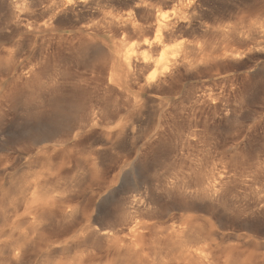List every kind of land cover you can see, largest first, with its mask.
Instances as JSON below:
<instances>
[{
    "label": "bare ground",
    "instance_id": "6f19581e",
    "mask_svg": "<svg viewBox=\"0 0 264 264\" xmlns=\"http://www.w3.org/2000/svg\"><path fill=\"white\" fill-rule=\"evenodd\" d=\"M118 5H125L128 11L106 15L105 9ZM0 15L3 18V21L0 19V42L21 36V50L24 48L28 54L19 63L17 50L0 48V60L6 58L12 63L11 71L5 74L11 75L23 90L20 91L24 96L25 123L32 124L27 134L30 141L43 145L44 156L51 154L54 146H66L62 150L63 162L71 158L69 144L74 131H84L88 136L96 133L101 141L102 149L95 152L96 159L99 158L96 164L101 170L97 169L96 179H91L96 187L92 192L94 215L82 218L84 224L74 241L76 251L63 264H264V253L239 261L241 249L249 242L247 235L218 232L213 224L208 222V227L202 218L193 214L198 205L206 204L207 208L208 204L213 206L220 202L227 194L228 182L236 184L238 181L245 186L250 183L221 170L213 151H207L210 160L204 164L201 155H189L186 173L181 171L182 174H173L161 182L159 189L168 198L174 196L177 200L164 211L153 207L147 182L149 166L140 161V155L128 163L125 175L120 172L110 182L103 177L101 167L105 165L104 159L115 155L114 151L134 147L138 137L147 138L144 130L103 129L119 120L125 106L133 108L135 118H139L142 111L134 106L143 95H150L152 107L158 106L163 114L162 95L169 87L173 88L182 75L202 72L208 80L230 81L226 73H220L223 68L234 62L239 64L237 61L242 59L246 62L253 52L264 51V0H0ZM108 32L125 33L131 40L129 46L113 42ZM33 45H38V50L32 52ZM67 53H77L83 62L95 64L85 74L74 76L66 69L68 66L65 70V66L62 67V71L56 65ZM231 67L226 71L230 72ZM88 87L100 92L99 100L87 108L75 105L71 100L75 90ZM4 93L0 95V111L7 105V99H12L11 94ZM194 95L188 112L196 125L201 115L198 104L203 96ZM186 103L188 106L189 102ZM157 134L153 133L152 137ZM183 136L184 142L197 144L198 135L194 130ZM39 181H33L30 187L27 185V191H24L26 187L22 189L25 216L21 219L27 223L25 225L34 232L45 219H59L61 223L73 221L79 213L77 204L64 202L66 205L62 206L59 202L57 206L53 197L52 208V198L48 201L44 193L46 184ZM251 185L245 187L249 192L240 210L245 216L264 214V196L260 190L251 189ZM90 210L85 212L92 213ZM13 226L18 227L16 222ZM41 229L44 231V226ZM29 240L3 242L0 252L17 264L25 258ZM84 246L86 248L82 249Z\"/></svg>",
    "mask_w": 264,
    "mask_h": 264
},
{
    "label": "rangeland",
    "instance_id": "374dc122",
    "mask_svg": "<svg viewBox=\"0 0 264 264\" xmlns=\"http://www.w3.org/2000/svg\"><path fill=\"white\" fill-rule=\"evenodd\" d=\"M107 10L105 9L106 15L114 16L118 13H126L128 7L118 5V7ZM0 19L3 21L2 15H0ZM111 34V32L107 33L108 37L112 41L114 40L113 42H123L124 45L129 46L131 40L128 35L124 36L125 33H122L125 37L123 39V36H120V32L119 35L116 34L117 37ZM22 40L21 36H16L10 40L2 41L0 42V48L6 51L17 50L19 63L23 62L28 54L24 48L21 50ZM36 50H38V45H33L32 52ZM259 53L253 52L251 55L249 54L246 62L245 59L237 61L240 62L239 64L231 62L233 65L230 64L232 66L230 72L226 71V69H230L229 64L226 66V69L223 68L225 72L221 69L223 71L219 72L222 75L226 73L230 77V81H217L216 78L208 80L207 75L202 74V72L198 74H191V72L182 75L179 77L180 79L175 80L173 88L169 87L162 95V100L165 102L163 114L160 113L158 106L157 108H155L156 105L154 108L152 107L154 106V104L152 105V96L143 95L134 106V109L142 111L139 118H135L136 116L132 112L133 108L130 109L125 106L120 112L118 121L103 127V129L111 131L121 129L124 131L134 130L135 132L144 130L146 132L147 138L138 137L136 141L134 140L136 143L134 147L127 146L125 150L114 151L116 157L119 159L115 155L111 156V158L107 157V161L104 159L103 164L105 165L101 166L103 169L102 175H104L103 177L106 178L107 182L112 181L114 176L116 177L120 172L121 175H125L128 163L132 162L137 155H140V161L148 163L149 166L147 182H149L148 186L150 185L149 187L151 188L153 207H158L157 210L164 211V208H168L176 200L174 196H170L171 199L168 198L169 196H166L159 189L163 181L166 177L173 174L186 173L189 167L188 157L194 153L201 155L200 158L203 159L202 163L204 164L209 162L210 155L207 151L210 152L211 150V152L213 151L214 158H216L215 162L221 167V170H226L227 173L236 177L235 179L242 178L244 180L245 178L246 181L249 180L253 185L250 183L246 186L241 185L238 181H236V184L234 181H231L233 182L232 184L228 182L229 186L226 185L228 186L226 187L228 191L223 197L225 200L222 198L220 202L213 206L208 204L207 208L206 204L202 206L198 205L196 206L198 208L197 211L193 212L195 216L205 221L206 226L210 223L213 224L214 229L218 232L236 236L245 234L249 237L248 244L241 249L242 257L238 256L240 262L244 258L256 257L264 253V214L260 215L257 213L251 216L248 213L245 216L240 210L246 202V198L244 197L249 192V188L245 187L251 185V189L256 188L260 190L264 196V51ZM62 57L63 59L57 61L56 65L62 71L68 66L66 69L71 74L74 73V76H80V73L81 75L85 74L95 64L94 62H83L77 53H67ZM80 60L81 62H79ZM11 67L12 63L8 59L0 60V95L4 91L6 93L7 90V93L13 92L9 93L11 94L9 98L11 97L12 99H7V105H5V108L3 107L5 111H2L3 109H1L2 113L0 111V118L2 119H0V129H2V133L4 134L0 135V244L6 241L10 243L16 241L22 242L30 238L26 244L27 247H25V258L17 264H63L76 251L74 241L76 235L79 233L78 231L81 230L84 224L82 222L84 219L82 218L85 215H94L93 202L95 201H93L92 192L95 191L96 187L93 183L94 180L91 181V179L94 177L96 179L98 170L100 169L96 164L99 162V158L96 159L95 152L102 149L101 141L96 133L88 136L84 131H74L71 144H69L72 159L70 158L67 162L66 160L62 161V150L66 146L60 145L54 146L51 154L44 156L43 145L33 144L28 137L32 124L29 121L25 123L22 87L18 88L21 85L19 86V83L13 81L11 75L5 74L8 73V70L11 71ZM62 67H64V70ZM13 86L15 87L12 88ZM89 89L90 87L85 90H75V95L71 99L73 103L79 106L82 104V106L84 105L83 107L87 108L88 105L99 100L101 96L100 92L98 93ZM198 93L199 95L203 93L205 97L203 94L200 95L203 98L202 101L200 100L198 104L200 106L198 107L203 110H200L201 115L198 116V121L195 125L192 118H190L188 108L190 102H194L195 100L194 94L198 97ZM205 93H210L209 96L212 100L209 99V103L206 101L207 94ZM209 96L208 98H210ZM74 97L78 98V100ZM12 100L14 103H12ZM213 100L214 104L212 103ZM186 102H189L188 106H186ZM8 103L10 104L8 105ZM109 103H112V99H110ZM149 104L150 108L148 109ZM208 105H211V109H209ZM213 105L216 106L215 109L212 108ZM202 106L204 107L202 108ZM151 108L152 110H150ZM204 108L205 110L207 108V110L205 111ZM211 111H214L213 114ZM188 128H190L189 131ZM193 130L195 135H198L196 136L197 138L195 137V140L199 141V143L195 141L197 143L195 145L194 142H184L185 136H183ZM153 133L158 134L152 137ZM155 137H158V139L153 140ZM91 160L93 164L90 163ZM91 164L94 166L92 169ZM124 169L125 171H123ZM38 173L39 176L37 175ZM38 180L46 184L44 193L46 194V198H49L48 201L52 198L51 203L54 197V203L57 206H60L61 203L62 206L66 205L64 202L70 205L77 204L80 214L78 213L75 216L74 222L65 221L61 223L59 219L57 220L58 222L56 219H45L47 222L45 220L42 221L39 224L40 227L37 226V230L34 232H32L28 225H25L27 223L21 219L25 216V207L22 201L24 192L22 189L26 187L24 191H27V185L30 187ZM89 183H92L91 186L93 185V188H90ZM53 206L54 204L52 208ZM90 207L91 209L93 208L92 211L88 209ZM84 209L86 211L90 210L89 212L92 213L85 212ZM18 221H21L20 224H18ZM14 222L17 223L18 227L13 226ZM43 226L45 228L44 231L41 229ZM48 226H50V229ZM60 227L62 228L60 229ZM63 227L66 229H63ZM85 246L87 247V244ZM85 246L82 249L86 248ZM2 254L0 252V264H13Z\"/></svg>",
    "mask_w": 264,
    "mask_h": 264
}]
</instances>
